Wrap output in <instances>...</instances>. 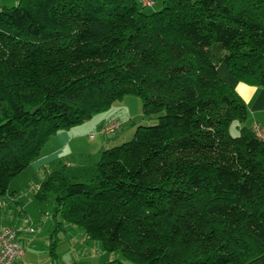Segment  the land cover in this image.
Masks as SVG:
<instances>
[{
    "label": "trees",
    "instance_id": "obj_1",
    "mask_svg": "<svg viewBox=\"0 0 264 264\" xmlns=\"http://www.w3.org/2000/svg\"><path fill=\"white\" fill-rule=\"evenodd\" d=\"M18 0L0 8V199L58 132L131 95L133 138L89 180L45 171L33 200L131 264H264V142L217 73L264 89V0ZM237 122L238 136L230 126Z\"/></svg>",
    "mask_w": 264,
    "mask_h": 264
},
{
    "label": "rangeland",
    "instance_id": "obj_2",
    "mask_svg": "<svg viewBox=\"0 0 264 264\" xmlns=\"http://www.w3.org/2000/svg\"><path fill=\"white\" fill-rule=\"evenodd\" d=\"M151 1L153 6L143 9L146 14L162 8V0ZM1 2L2 6L8 8L18 4V0ZM219 66L225 69L224 64ZM109 120L118 122V130L104 137L98 133L99 126ZM155 120V117L148 118L143 114L138 97L125 96L113 103L108 111L87 121L88 126L85 122L73 127L71 131L75 133L87 128L89 133L76 139L79 144L74 147L73 154H66L68 148H61L64 154L56 165L70 164L72 166H66L69 176L78 177L79 181L89 180L101 152L130 141L137 126H150ZM236 125L237 122H233L230 126V134L234 137L239 135ZM48 142L52 145L51 139ZM52 147L59 148L58 145ZM41 178V172H34L31 168L24 170L11 180L8 193L0 199V227L11 228L17 233L18 242L25 253L19 264H131L120 251H104L100 242L89 240L82 229L53 222L52 199L46 202L33 200Z\"/></svg>",
    "mask_w": 264,
    "mask_h": 264
},
{
    "label": "crops",
    "instance_id": "obj_3",
    "mask_svg": "<svg viewBox=\"0 0 264 264\" xmlns=\"http://www.w3.org/2000/svg\"><path fill=\"white\" fill-rule=\"evenodd\" d=\"M2 7L5 6H2V2L0 0V8ZM222 68H223L222 66L221 67L218 66L217 68V73L219 78L222 81H224L226 84L231 86L246 105L247 108V120L245 122L246 126L249 128L252 127L253 124L264 126V89L248 86L243 83H240L232 78V76L227 71L226 67L225 69ZM109 121H113V120H109ZM106 122H103L102 124ZM87 124L89 125V123L86 122L85 125L88 126ZM72 128L60 131L55 136H53L51 138V143L53 146L58 145L59 148L54 149L52 145H50V142H48L49 144L47 143L45 145L39 158L33 161L28 168H31V170H33L34 172H41L42 175L45 171L56 169L57 168L56 164L58 163V161L61 160V156L64 154V152L62 153L60 149L68 148L66 154H71L72 151H74V149L79 144V141H77L76 139L79 140L80 136L89 133L88 128L80 130L82 132L76 131V133L71 131L73 130ZM66 166L70 167L72 165L66 164L65 167ZM24 256L21 259H19L16 262V264H19L20 261L23 260Z\"/></svg>",
    "mask_w": 264,
    "mask_h": 264
},
{
    "label": "built area",
    "instance_id": "obj_4",
    "mask_svg": "<svg viewBox=\"0 0 264 264\" xmlns=\"http://www.w3.org/2000/svg\"><path fill=\"white\" fill-rule=\"evenodd\" d=\"M142 7L148 8L153 6L151 0H140ZM118 130L117 121H109L102 124L98 133L102 136H108ZM254 137L264 142V126L253 124L251 127ZM91 136L90 139H92ZM32 232V229L29 230ZM24 256V250L19 244L17 233L11 228L0 227V264H16V262Z\"/></svg>",
    "mask_w": 264,
    "mask_h": 264
}]
</instances>
